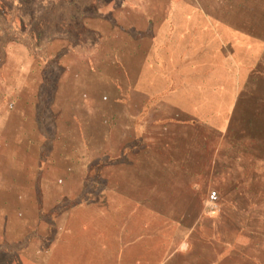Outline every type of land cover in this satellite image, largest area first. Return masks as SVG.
Listing matches in <instances>:
<instances>
[{
    "label": "rangeland",
    "instance_id": "374dc122",
    "mask_svg": "<svg viewBox=\"0 0 264 264\" xmlns=\"http://www.w3.org/2000/svg\"><path fill=\"white\" fill-rule=\"evenodd\" d=\"M126 2L89 0L87 3L92 16L106 19L115 8L130 3L134 10L122 12L124 21L130 20L128 13L134 15L136 11L142 15L145 8L152 14L159 4H164L160 0ZM80 4L79 1L77 8ZM181 4L182 11L187 13L185 17L175 18V22L219 26L218 38L208 44L215 50L211 61L215 69L197 85L186 82L189 84L186 88L194 91L185 92L192 103L183 109L178 107L179 97L175 93L168 103H154L146 112L140 111L143 106L135 104L131 108L136 112H130L127 107L128 111L123 109L125 112L120 113L122 108L111 103L116 92L112 79L121 76L109 56L118 48L126 49L129 42L125 36L112 37L106 23H91L93 28L104 31L105 41L86 33L88 46L76 43L79 45L74 48L78 53L90 54L101 48L96 66L101 69L104 81L91 75L95 87H91L87 116L81 104L74 107L73 114L66 112L71 88L66 85L65 76L60 79L62 69L56 61L48 60L42 66L44 85L38 91L35 120L29 111L32 106L27 105L34 102V83L31 89L23 90L11 73L8 96L2 97L0 92V264H45L39 253L47 248L54 235L50 216L62 218L57 221L60 230L65 225V214L60 212L69 208V204L95 200L104 194L105 208L117 210V205L123 202L120 203L115 188L131 191L133 199L153 209L155 215H146L148 219L158 220L157 213H161L163 220L184 215L187 225L201 220L199 233L205 241L195 243L191 260L196 264L209 261L264 264V76L253 77L247 84L244 102L238 107L241 112L234 119L230 134L209 127V122L220 125L225 119L224 111L220 112L221 117L210 111L213 106L219 110L225 108L221 106L225 98L222 90H230L232 84L236 87L239 78L231 72V55L247 59L245 67L256 66L264 74V0H184ZM193 5L205 10L210 21L198 18ZM51 6L50 0H0V10L9 13L6 18L0 17V43L17 38L13 28L21 21L34 26V38L40 36L37 38L40 44L67 35L74 38L72 33L61 31L60 23L51 24L49 17H44L43 26L39 25L40 16ZM69 16L67 13L64 19ZM50 47L52 51L57 49L56 44ZM37 51L46 56L41 48ZM123 53L125 56L126 51ZM1 58L0 53V68L5 66ZM19 65L14 63L17 70ZM9 67L12 69L11 64ZM176 68L171 64L167 72L173 91L182 83ZM73 72L78 77L83 73L76 59ZM26 73H21L22 83ZM57 86L58 121L57 114L52 112ZM80 92L81 88L75 94L79 102ZM194 100H200L202 114L195 112ZM194 117L199 122H194ZM114 120L124 127H113ZM114 154L122 160L117 163L111 160ZM97 156L105 160L102 167L97 165ZM93 167L106 171L96 178L97 171L88 176L86 170ZM122 172L133 175L135 178L131 179L138 185H125L130 179L122 180ZM189 184L194 185L195 193L190 191ZM166 198L173 199L166 202ZM182 205L187 207L178 208ZM116 217L119 218L117 213ZM74 261L79 264L78 258Z\"/></svg>",
    "mask_w": 264,
    "mask_h": 264
},
{
    "label": "crops",
    "instance_id": "0c3cea01",
    "mask_svg": "<svg viewBox=\"0 0 264 264\" xmlns=\"http://www.w3.org/2000/svg\"><path fill=\"white\" fill-rule=\"evenodd\" d=\"M79 1L81 6L79 5L80 7L77 8ZM84 1L86 2L85 5ZM88 1L50 0L53 6L48 12L40 16L39 25L43 26L44 24L41 21L42 18L49 17L51 24L53 23L56 26L60 23L61 31H65L68 34L72 33L74 38L67 35L66 37H57L50 40V42L40 44V40L37 39L40 36L34 38L36 34L34 26L28 22L24 24L23 21L18 26H14L13 29L17 38L0 43L1 60L3 61L2 64H5L4 67L0 68L1 96H8L11 73L12 79H14V76L18 82V87L23 88V90L31 89L33 82V90L35 91L34 102L29 101L27 105L32 106L29 111L34 114L35 120L36 108L38 107V91L44 85V68L42 66L48 60H51V63L56 61L57 65L62 69L60 79L65 76V79L67 78L66 85L71 88V95L67 97L69 108L66 109V112L69 111L73 114L75 112L74 107L77 104H81L82 111L87 116L91 105V87H95L93 83L91 84V75L98 77V81H104L103 75L100 74L101 69L96 66L98 65L101 48L95 54L78 53L74 48L79 45L76 43H80L84 47L88 46L86 33L94 34L98 41L103 42L106 40L103 30L91 26L92 22H98L109 24V31L112 37L113 35L114 38L116 36H125L129 42L126 49L118 48V51L115 50L109 56L111 63L116 66L121 76L118 79H112V87L115 88L116 92L111 100L113 105L122 108L120 113L125 112L123 109L127 107H129L130 112H136V110L131 108L135 104L143 106L140 111L146 112L149 108L152 109L154 103H168L170 97L175 94L179 97V108L183 109L190 105L192 102L189 100V95L185 92L194 90L187 89L186 87L189 84H186V82L190 83L193 81L197 85L198 81H201L202 78L206 80L209 77L208 75L215 69L214 64L211 63L212 53L215 50L212 45L208 46V44L212 43L213 38H218L219 26L212 24L185 25L183 23L184 20L175 22V18L186 16L187 12H183V8H181L183 6L181 3L184 0H160L164 4H161V6L159 4L152 14L144 8L142 15H137L138 12L136 11L135 13L137 14L134 15L128 13L130 17L128 21L122 19V12L128 9V11L134 10L133 5L127 3L132 0H122L124 2L127 1L128 6L115 8L112 16L108 19L92 16L89 13L90 6L87 3ZM136 8L137 6H135V10ZM193 8L198 18H203L207 22L210 21L211 18L205 10L196 5H193ZM67 13H70V16L69 19L65 20L64 15L66 16ZM75 36L78 37V42L75 41ZM55 44L57 49L50 50L52 49L50 46ZM39 48L46 53V56L39 55V51H37ZM123 51H126L125 56ZM171 58L175 61L171 60ZM74 59L83 68V73L80 75L82 78H79L80 76L78 77L73 72ZM245 61L247 59L242 60L238 56L234 58L231 55V72L239 77L237 84H235L236 87L232 84L230 90L227 88L222 90V95L225 98L221 106H224V109L219 110L218 107L213 106V108L210 105L213 108L210 114L220 116L222 114L220 112L224 111L226 117L223 122H220V125L209 122V127L215 131L221 130L226 135L230 134L234 119L241 112L238 107L244 102L243 93L247 84L253 77L264 76L260 72V68L256 66L251 69L245 67ZM14 63L16 65L20 63L18 70L14 67ZM26 63H28V67L25 66ZM10 64L12 69L9 67ZM171 64L177 67V72L182 81L177 91L171 90L170 80L167 75ZM23 71L28 73L25 74L22 83L20 78L23 76L21 74ZM244 77H246L245 80H243ZM80 88V93L82 94L79 102L78 100L76 101L75 94L79 92ZM24 95L25 93L23 92ZM57 97L58 86L52 104V112L57 114L56 121H58ZM199 102L194 100V103H197V106H194V110L196 113L202 114L203 110H199L202 109V106H198ZM93 103H95L94 100ZM126 110L128 111V109ZM71 117L74 116L72 115ZM193 121L199 122L197 117H194ZM133 124L131 125L135 127V123ZM104 125L105 123H103ZM111 125L113 127H124V124L117 123L116 120L112 121ZM37 129H39L38 126ZM112 157H110L111 160L116 161V163L118 160H122L115 154ZM96 161H98V166L101 165L102 167L105 164V160H102L100 156H97ZM101 167L98 170L93 167L94 169L91 168L86 170V172L90 176L92 171H97L94 177L96 178L100 176V172L104 173L106 171V169ZM131 177L135 178L133 175H128L127 172H122V180L130 179L125 182V185L127 184L129 187L137 186L138 182L135 179L132 180ZM184 186L182 188L185 193L186 185ZM189 187L191 188L190 191L195 193L196 188L194 185L189 184ZM83 191L85 192L84 186L80 190L82 196L84 194ZM114 191L119 196L120 203L123 202L120 204L123 208H119L120 205H117V210L105 208L106 197L103 199V196L106 194L96 197L97 199L95 200L84 199L82 202L71 203L68 206L69 208L60 212L65 214L63 219L65 220V225L60 230L57 221H61L62 218L58 220V215H51L50 220H53V224H51L50 228L52 229L53 227L54 235L51 236V242L47 248L44 251H40L39 257L41 261L45 264H74V260L78 258L79 264H196L191 260L196 251L195 243L205 241L202 240L199 233L201 220L187 225L188 222L185 220L184 215L163 220L164 217L161 213H157L158 220H151L146 218V215H155L154 210L148 209V206L139 202L140 200L133 199L131 191L118 188H115ZM197 191L199 193V190ZM70 194H73V192ZM65 195L67 196L65 200H67L68 194ZM170 199L173 198H166L165 200L169 202ZM62 202L63 200L60 203ZM111 206L114 208L113 204ZM192 206L194 207V204ZM186 207V205H182L178 208L183 209ZM54 210V213H56V209ZM116 213L119 218L116 217ZM111 214L113 217L108 218ZM46 256H48V259L45 258ZM208 264H211V262L209 261Z\"/></svg>",
    "mask_w": 264,
    "mask_h": 264
},
{
    "label": "trees",
    "instance_id": "16d2710c",
    "mask_svg": "<svg viewBox=\"0 0 264 264\" xmlns=\"http://www.w3.org/2000/svg\"><path fill=\"white\" fill-rule=\"evenodd\" d=\"M8 16H9V13H4L2 10H0V17H1V18H6V17H8ZM41 21H42L43 23H45V19H44V18H42ZM13 34H15V32H13Z\"/></svg>",
    "mask_w": 264,
    "mask_h": 264
}]
</instances>
